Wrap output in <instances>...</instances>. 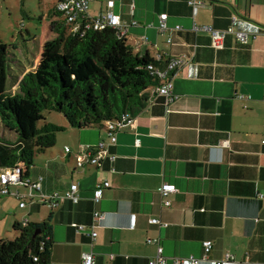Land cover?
I'll list each match as a JSON object with an SVG mask.
<instances>
[{
	"label": "crops",
	"instance_id": "1",
	"mask_svg": "<svg viewBox=\"0 0 264 264\" xmlns=\"http://www.w3.org/2000/svg\"><path fill=\"white\" fill-rule=\"evenodd\" d=\"M108 1L91 2L89 13L97 16ZM189 1L114 0L116 13L137 22L127 38L136 53L163 65L184 60L174 78L177 98L167 104L164 96H153L118 131L114 144L105 127L72 128L69 139L39 154L28 168L23 180L42 176V189L26 206L19 202L11 221L50 219L53 264H82V254L91 250L98 264H148L158 243L167 264L174 258L189 264L191 256L200 264H264V0H202L196 14ZM164 13L169 28L160 32ZM234 15L236 28L251 34L247 44L229 34L217 48L208 32L192 29L197 24L224 30ZM100 142L116 158L78 167L82 145ZM106 180L111 185L96 204L94 191ZM72 182L79 184L80 201L52 206L51 197L64 194ZM164 182L178 188L169 207L160 194ZM12 189L28 190L24 184ZM95 211L102 214L96 222ZM205 240L213 242L207 254ZM227 254L232 259L226 261Z\"/></svg>",
	"mask_w": 264,
	"mask_h": 264
},
{
	"label": "trees",
	"instance_id": "2",
	"mask_svg": "<svg viewBox=\"0 0 264 264\" xmlns=\"http://www.w3.org/2000/svg\"><path fill=\"white\" fill-rule=\"evenodd\" d=\"M47 48L50 55L19 79L9 71V61L18 60L8 44L0 43V121L16 132L15 140L0 135V171L19 163L30 167L56 145L64 127L45 121L44 110L63 113L74 128L99 126L108 132L107 122L134 118L146 109L156 96L151 90L161 84L149 68L163 66L160 59L136 53L112 27L82 36L59 26ZM9 77L14 88L8 89ZM14 229L15 238L0 240V264H50V219L16 221Z\"/></svg>",
	"mask_w": 264,
	"mask_h": 264
},
{
	"label": "built area",
	"instance_id": "3",
	"mask_svg": "<svg viewBox=\"0 0 264 264\" xmlns=\"http://www.w3.org/2000/svg\"><path fill=\"white\" fill-rule=\"evenodd\" d=\"M95 0H57L55 4V10L57 15V20H61L60 26H63L68 30L70 34H80L84 35L87 30H103L108 27L115 28L119 34L120 38L127 40L130 29L133 26L137 25V22L127 21L122 18V16L114 11L115 2L114 0H109L107 2L106 8L99 12L97 16H92L89 13V8L91 2ZM189 4L192 6L194 14L197 13L198 9L205 5L202 0H190ZM134 7V5H133ZM56 20V21H57ZM168 15L166 13L160 15V21L157 25V28L160 32H164L169 28L167 23ZM239 18L234 15L231 18V24L224 30L215 29L209 25H193V30L195 32H208L211 36L212 43L217 48H223L225 45V39L229 34H233L237 39L247 44L251 37V34L245 31L238 30ZM58 24V23H57ZM55 25V24H54ZM177 29H180L181 26L177 25ZM144 40L148 38L144 36ZM184 60L182 58H171L163 66H155L153 64L149 65V68L153 73L161 79V84L153 87V94L156 96H164L166 98L167 104L173 102L177 95L174 92V78L177 74V71L182 66ZM133 118L124 116L121 119L115 121L107 122L108 135L111 138V144L117 142V133L119 130L126 127ZM228 141L223 142V146H227ZM109 144L105 142H100L98 144H83L82 145V155L77 156V165L80 168H84L87 164H92L100 166L103 161L107 158L115 159L116 156L109 149ZM66 152H70L71 149L67 147ZM28 170V166L24 163H19L11 167L2 168L0 171V195H15L20 199V207L26 206L27 200L33 199L35 193L41 191L42 189V180L43 177L34 181H24L23 177ZM24 184L27 187L25 193L15 192L12 187L14 185ZM111 185L109 180L104 181L102 184L98 185L94 191V202L97 204L103 194L104 188H109ZM79 184L72 182L69 189L64 194L56 193L51 197L50 203L52 206H57L62 200H71L74 203L80 201L79 194ZM178 191L177 186L174 183L164 182L160 188V194L163 200V205L166 207L171 206V200L169 199L170 194ZM261 198H264V195H260ZM101 213L95 211L93 220L99 221L101 218ZM153 223L166 226L168 225L165 222H162L158 218H152ZM87 227L84 225L79 226V230L84 231ZM90 236L92 238V244L95 242L97 237V232L94 230V226L90 228ZM157 243L158 239H155ZM204 251L207 254L213 247V242L211 240H205L203 242ZM232 259L230 254L226 255L225 260ZM34 260L37 261V257H34ZM168 258L163 254V247L158 243L157 254L150 259L148 264H167ZM223 262H218L222 264ZM50 264H53L51 261ZM82 264H98L96 260V255L93 250L84 252L82 254ZM170 264H185L182 258H174L171 260ZM189 264H200V259L194 256L189 258Z\"/></svg>",
	"mask_w": 264,
	"mask_h": 264
},
{
	"label": "rangeland",
	"instance_id": "4",
	"mask_svg": "<svg viewBox=\"0 0 264 264\" xmlns=\"http://www.w3.org/2000/svg\"><path fill=\"white\" fill-rule=\"evenodd\" d=\"M53 3L54 0H0V43L8 44L9 51L14 53L13 58L18 60L9 61V71L19 79L25 71L36 67L42 57L50 55L47 45L56 36L52 29L61 24L60 19L52 24L49 17ZM70 74L67 73V76ZM9 88H14L10 77ZM43 114L45 121L64 127L57 132L56 145L60 140L69 139L74 127L63 113L51 109L44 110ZM0 135L10 140L16 139L15 130L7 128L1 121ZM39 156L34 158L33 168ZM19 202L13 195H0V240L13 239L18 235L14 229L15 220L11 219L13 212L19 207Z\"/></svg>",
	"mask_w": 264,
	"mask_h": 264
},
{
	"label": "water",
	"instance_id": "5",
	"mask_svg": "<svg viewBox=\"0 0 264 264\" xmlns=\"http://www.w3.org/2000/svg\"><path fill=\"white\" fill-rule=\"evenodd\" d=\"M29 168V167H28ZM23 177V176H22Z\"/></svg>",
	"mask_w": 264,
	"mask_h": 264
}]
</instances>
